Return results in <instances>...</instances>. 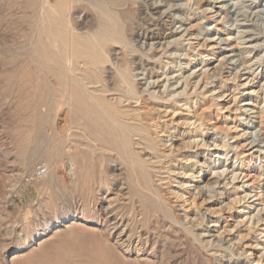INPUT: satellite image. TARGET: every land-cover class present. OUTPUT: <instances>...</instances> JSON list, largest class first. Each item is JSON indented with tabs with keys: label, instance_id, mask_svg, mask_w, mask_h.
<instances>
[{
	"label": "rangeland",
	"instance_id": "rangeland-1",
	"mask_svg": "<svg viewBox=\"0 0 264 264\" xmlns=\"http://www.w3.org/2000/svg\"><path fill=\"white\" fill-rule=\"evenodd\" d=\"M4 1L0 0V44L6 45L7 52H14L22 31L29 30V26L23 28L20 22L23 12ZM15 2L22 5L26 0ZM169 5L176 8L170 10ZM165 9L177 17L171 31H167L171 36L165 40L175 42L179 47L177 54L183 56L174 61V56L169 52L163 54L165 50L158 45L155 55L161 57V64H168L166 70L157 65L153 77L143 75L141 70L136 74L142 89L145 87L143 97L149 99L142 104L143 109L150 111L174 137L172 146L177 153L166 160V169L162 171L165 174L160 177L167 180L159 183L163 185L162 197L169 202L174 225L152 214L149 203L140 199L124 165L117 160H112V164L108 160L98 163L101 161L90 159L93 162H85L90 166L86 169L84 164L83 174L75 176V165L68 156L72 148L64 150L65 156L57 154V159L55 134L50 130L52 125L63 126L64 113L53 112L45 122L32 119L39 112L36 98L21 93L19 83L6 81L0 73V264H264V0H168L167 6L162 7ZM177 59L182 70L176 67ZM163 71L171 78L167 85L173 88H163L166 80ZM180 75L188 77L190 85L186 93L178 96L183 90V81L175 86ZM149 80L157 82L148 87L145 83ZM26 116L28 119H24ZM29 118L35 120L34 125ZM198 125H202L201 135L212 146L200 142V133L195 132ZM225 135L224 142L233 149L223 150L212 144V140ZM188 139L194 140L192 147L198 143L199 146L188 150L185 145ZM45 143L49 145L44 149ZM223 151L228 152L226 156L221 155ZM193 155H197L196 159ZM40 164L46 166L47 174L37 177L35 168ZM54 168L59 173L57 178L52 177ZM223 169L226 171L218 181L216 196L205 197L202 188L213 184L215 172L221 173ZM231 172L236 179L232 180ZM192 174L196 176L194 180L189 178ZM79 184H86L85 188ZM94 189L98 194H93ZM101 195L112 198L117 216L133 219L130 229L132 234L136 233L135 240L143 230L149 234L148 239L141 240L145 247L139 256L121 250L115 238L109 237L107 226L92 216ZM139 205L141 210L137 209ZM228 205L232 207L230 210ZM134 212L143 217L135 216ZM85 217L95 221L84 223ZM143 218L144 222L147 220L145 224L140 222ZM257 218L262 221L256 223ZM72 221L77 222L71 224ZM236 222L240 225L236 226ZM219 237L226 239L221 247L215 246ZM233 245V253L225 248Z\"/></svg>",
	"mask_w": 264,
	"mask_h": 264
},
{
	"label": "bare ground",
	"instance_id": "bare-ground-1",
	"mask_svg": "<svg viewBox=\"0 0 264 264\" xmlns=\"http://www.w3.org/2000/svg\"><path fill=\"white\" fill-rule=\"evenodd\" d=\"M6 1H8L9 4L13 3L14 7L16 6L17 9L23 12L20 21L21 26L23 25V28H26L24 26H29V30L24 29L26 33L22 31L20 40L18 39V44H13L14 46L16 45V47H14V52H7L8 49H5L6 45L2 47L0 44V66L4 67L2 68L3 70H1L0 67V73H2L6 81L19 83L22 89L19 88L20 85L17 86V88H19L20 92L22 91L21 93H25L27 97L34 96L36 98L39 112L37 111L38 114L36 113V117H32V119L45 122L47 115L53 112H55V114L59 112L64 113L65 123L63 122V126L60 127L56 124L52 125L50 129L51 132L55 134L56 142H53L56 144L55 150H57V153L55 152V157L57 154L65 156L64 150L68 147L72 148V153L66 152L68 153L69 159H72V163H74L73 166L75 165V176H81L83 174L82 168L85 165V168L90 166H87V164H90L87 163V161H91L90 159L100 160L101 162L98 163H102L104 160L110 162L112 160L119 161V165L121 163V166H125H123V168L126 174L129 175V180H132V188L138 193L140 199H145L149 203L152 214L159 217L160 220L167 221L168 223L172 222L171 224L174 225L173 219L170 217L171 211L167 204L169 202L166 203L162 197L161 187L163 185L159 184L165 181V179L167 180V178L163 179L160 177L165 174V172L162 171L166 169V160H169L177 153L176 149L172 146L174 137L170 134L166 126L159 124L157 120H155V117H152V114L149 113L150 111L147 112L143 109L142 104L145 101H149V99L143 97L145 87L142 89L139 81H137L138 74H136L137 70H141L143 75L153 77V75H156L155 70L157 65L160 68H167L168 64H161V57L158 58L155 55L156 46L158 45L159 48L165 50L163 54L169 52L170 56H174V61H176L175 58L179 59L180 56H183L182 53L181 55L177 54L179 47L175 42L173 44L166 41L167 38L171 36V33L168 34L167 31H171L170 27L172 23H174V19L176 20L177 18L170 15L169 12H166V9L162 10V7L167 6L168 0H26V2L23 3L24 5H21V2L17 4L15 0ZM170 8L173 10V8L176 7L169 5V9ZM177 20L182 22L180 18ZM21 26L19 28H22ZM17 30L16 33L19 34ZM14 37H16V35ZM171 49L172 51H170ZM174 61L171 63H174ZM176 67L182 70L179 60L176 63ZM166 72L167 71H163V75L166 78L163 88L168 90L169 87L173 88V85H167L171 78L167 76ZM182 76L175 81V86H178L183 81V90L181 93H178V96L183 92L186 93V89L188 85H190L188 77L184 76L185 78H183ZM155 82H157V80L154 82H150L149 80V82L144 83L148 87H153ZM197 82L196 85H198ZM9 84L10 83H8L7 86ZM206 84L207 83H205L204 87H206ZM195 88L196 87H194V89ZM160 92L158 91V94L161 96L162 94ZM31 97L29 98L32 99ZM185 105L187 104L185 103ZM32 107L30 106V108ZM28 114L29 113H27V115ZM33 114L35 115L34 112ZM26 118L27 116L24 119ZM198 118L199 117H197V121L200 120V118ZM29 119L32 120L31 118ZM30 120L28 121L29 123H25L29 125L32 124ZM36 123L37 122H35V125ZM29 125H25L26 128L29 127ZM38 125L39 124H37V126ZM201 126L202 125H198V128L196 127L197 129H195V132L200 133V142H203V146H212L209 140L205 139L206 137H202L201 133L204 132L200 129ZM50 127L49 122V128ZM205 128L211 131L209 127L205 126ZM32 129H35L34 126ZM36 129L39 130L40 128L37 127ZM199 130L201 131L199 132ZM40 133L38 131L37 136L40 137V135H38ZM43 133L41 134L42 136ZM182 134H184V132ZM225 138L226 135L217 141L211 139V142L219 148L221 147L220 149L223 150L233 149L231 145L224 142ZM40 139H42V137ZM47 139L49 141L50 137L48 136ZM33 140L35 139L33 138ZM43 141L45 142V137L42 143H44ZM46 143L44 144V149L49 145ZM194 143V140L190 141L188 139L185 143L186 148L191 150L199 146L198 143L196 146L192 147L191 145ZM227 153V151H223L221 155L226 156ZM193 156V159H196L197 155ZM56 158L59 159V157ZM85 162L87 164H85ZM111 163L114 164L113 162ZM183 163H185V161ZM203 165L202 163L201 166ZM92 166L93 165H91V167ZM100 166H98L99 169ZM205 166L206 165L203 167ZM206 168H208V166H206ZM99 169L97 168L96 170ZM201 170L200 167L198 173H201ZM99 171L96 172L98 173ZM166 171L168 172V170ZM225 171L226 170L223 169L221 173L215 172L217 176L215 182L202 188V193L205 197L213 199L216 196V191H218L216 187L219 184L218 181L222 178ZM120 175H122V173H120ZM58 176L59 173L56 168H54L52 177L57 178ZM231 176L232 180L236 179V174L232 173ZM83 177L84 181L83 179L82 181L86 183L85 180L87 179L85 178V173ZM89 177L91 178V176H88V178ZM195 177L196 176L192 174L189 178L190 180H194ZM48 180L50 179L48 178ZM101 183L102 182H99V185H102ZM98 189L100 190L99 187ZM95 190L97 189L91 191L93 194H98ZM97 199V208L95 207L94 211H92L95 215L92 216H95L97 222L100 221L105 227L107 226L109 237L115 238V243L121 250H125L126 253L135 252V254H137L136 256H139V253L142 252L145 247L142 246L141 240L144 241L143 239H148L146 235L149 234L144 233V230L142 231L143 233L137 231L139 234L135 240L134 235L136 233L132 234L134 232L130 229H133V227H130L132 225L131 222L134 223V221H132L133 219L130 220L128 217L126 219L124 218L126 217L125 215L123 218H121L120 215L117 216L118 214H115L112 208V205H115V203L113 204L112 198L101 195V197ZM113 199H115V197H113ZM194 203L195 202L191 204L193 205ZM140 206L141 205H139V207ZM139 207L137 209L141 210V207ZM227 208L230 210L232 207L228 205ZM150 210H147V212H150ZM118 212L117 210L116 213ZM258 213L259 211L255 216L259 215ZM133 214H135V212ZM133 214L131 217L134 216ZM136 214L138 216L140 215V217L142 216L138 212ZM152 214L150 216L151 219ZM147 215L145 217H147ZM93 220L89 217H85L82 219V222L90 223L93 222ZM143 220L144 218L142 221L140 220V222H144ZM260 221L262 220L257 218L256 223ZM75 222L77 221H72L71 224H76ZM178 223L180 222H177V224ZM239 225L240 223L236 222V226ZM177 226H179V224ZM187 233H185V235H187ZM144 236L145 238H143ZM219 238L220 239L216 240L215 246L221 247L226 239L225 237ZM209 244L210 243H208V245ZM225 248L232 253L234 251V245L232 248L231 246Z\"/></svg>",
	"mask_w": 264,
	"mask_h": 264
},
{
	"label": "built area",
	"instance_id": "built-area-1",
	"mask_svg": "<svg viewBox=\"0 0 264 264\" xmlns=\"http://www.w3.org/2000/svg\"><path fill=\"white\" fill-rule=\"evenodd\" d=\"M45 174H47V168L45 165L43 164H40L38 165L36 168H35V175L37 177H42L44 176Z\"/></svg>",
	"mask_w": 264,
	"mask_h": 264
}]
</instances>
